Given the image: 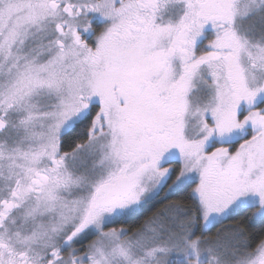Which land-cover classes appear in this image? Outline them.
I'll return each instance as SVG.
<instances>
[{
	"label": "snow or ice",
	"instance_id": "obj_1",
	"mask_svg": "<svg viewBox=\"0 0 264 264\" xmlns=\"http://www.w3.org/2000/svg\"><path fill=\"white\" fill-rule=\"evenodd\" d=\"M0 264H264V0H0Z\"/></svg>",
	"mask_w": 264,
	"mask_h": 264
}]
</instances>
